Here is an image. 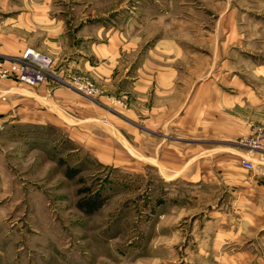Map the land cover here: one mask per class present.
Listing matches in <instances>:
<instances>
[{
  "label": "rangeland",
  "instance_id": "obj_1",
  "mask_svg": "<svg viewBox=\"0 0 264 264\" xmlns=\"http://www.w3.org/2000/svg\"><path fill=\"white\" fill-rule=\"evenodd\" d=\"M69 5L84 15L75 29L90 23L122 37L121 63L104 79L93 59L89 68L54 61L41 96L0 84V264H215L213 247L236 245L264 264L263 230L244 227L239 182L211 175L212 156L197 153L178 116L149 122L142 88L161 59L175 58L186 85L208 76L249 96L251 133L237 140L248 143L234 166L252 168L234 170L255 177L264 170V0Z\"/></svg>",
  "mask_w": 264,
  "mask_h": 264
},
{
  "label": "crops",
  "instance_id": "obj_2",
  "mask_svg": "<svg viewBox=\"0 0 264 264\" xmlns=\"http://www.w3.org/2000/svg\"><path fill=\"white\" fill-rule=\"evenodd\" d=\"M83 17L82 13L73 12L69 0H0V58L17 56L25 48L33 47L52 55L55 62L67 60L68 64L82 63L89 68V61L93 59L97 69L93 74L110 79L121 63L122 37L117 33H106L104 27L90 23L75 29L76 18L82 20ZM91 34H103L105 37L94 41ZM134 45L136 47V43ZM174 60L161 59L158 62L160 65L156 66L162 69L146 75L145 87L142 88L146 92L148 120L167 123L178 116L180 124L190 125L189 133L193 130L197 140V153L212 156L215 170L210 172L211 175L227 184L236 185L235 182H239L243 225L263 230L259 241L264 244V170L256 172L255 177L234 170V155L241 153L243 145L248 143L237 140H243L251 133L250 119L244 114L246 105L251 103L250 97L241 92L229 93L221 80L214 81L208 76L200 77L188 86L176 74ZM6 81L17 84L12 80ZM35 87L38 88L29 92L36 96L46 94L44 85ZM71 93L63 89L58 92L68 103L74 97ZM236 169L249 170L243 166ZM226 236H230L228 232L223 234V237ZM232 236L237 237L233 239L238 243L240 234ZM214 251L209 257L215 264H251L248 248L236 245L224 253ZM258 252L259 258L264 260V251L260 246Z\"/></svg>",
  "mask_w": 264,
  "mask_h": 264
},
{
  "label": "built area",
  "instance_id": "obj_3",
  "mask_svg": "<svg viewBox=\"0 0 264 264\" xmlns=\"http://www.w3.org/2000/svg\"><path fill=\"white\" fill-rule=\"evenodd\" d=\"M54 59L51 55L33 47L25 48L18 56L0 59V84L12 80L31 87L44 83L48 74L53 73ZM262 142H252L258 147ZM247 169L252 168L250 161L243 162Z\"/></svg>",
  "mask_w": 264,
  "mask_h": 264
}]
</instances>
